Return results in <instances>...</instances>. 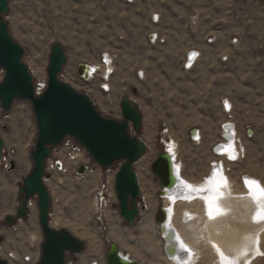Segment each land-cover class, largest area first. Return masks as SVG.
I'll use <instances>...</instances> for the list:
<instances>
[{"label":"rangeland","instance_id":"rangeland-1","mask_svg":"<svg viewBox=\"0 0 264 264\" xmlns=\"http://www.w3.org/2000/svg\"><path fill=\"white\" fill-rule=\"evenodd\" d=\"M5 21L25 50L23 62L38 94L45 91L40 89L48 83L51 51L59 44L68 57L60 80L89 95L104 117L123 121L126 97L141 108L142 129L130 132L147 144L134 168L148 206L143 209L141 202L133 227L120 215L115 192L121 163L104 169L87 152L71 155L64 143L56 149L66 170L45 176L52 197L51 227L86 244L83 253L68 255V262L107 264L114 244L139 264H177L165 254L156 216L166 199L159 197V180L151 170L171 148L181 176L192 185L204 183L214 162L241 192L245 177L264 185V0H9ZM192 51L199 59L188 68L186 54ZM106 57L112 68L99 67ZM80 64L97 68L88 82L78 78ZM4 76L0 69V84ZM227 124L234 127L240 154L234 160L214 152ZM0 133L7 155V162H0V258L9 264H36L44 242L37 199L29 201L27 220L6 224L20 209L19 191L34 166L30 153L38 135L31 103L17 100L11 113L0 105ZM85 161L93 172L79 177L76 167ZM10 162L16 170L9 171ZM107 182L110 197L99 206L96 196ZM195 205L177 203L174 225L196 251L190 264H217L203 222L184 218L201 208ZM221 242L231 250L227 237ZM262 250L249 264H264V233Z\"/></svg>","mask_w":264,"mask_h":264},{"label":"water","instance_id":"water-1","mask_svg":"<svg viewBox=\"0 0 264 264\" xmlns=\"http://www.w3.org/2000/svg\"><path fill=\"white\" fill-rule=\"evenodd\" d=\"M9 12V0H0V69L5 72L0 84V105L11 113L15 101H27L32 105L37 125L35 149L31 151L33 162L31 173L25 177L19 193L23 197L16 217L8 216L6 224L13 227L28 218L29 201L37 199L39 222L44 237L41 257L36 264H67L68 255H79L86 244L67 230L57 231L51 227L52 197L45 183L46 163L52 150L60 147L66 139L77 141L88 153L95 165L109 169L118 163L121 167L115 177V192L119 202V211L129 226L133 227L140 217L139 204L142 202V188L139 175L134 166L147 153V144L131 134L140 133L143 126L141 108L129 97L121 102L123 121L104 117L95 107L89 95L80 93L71 85L62 82L60 75L68 63L64 48L54 45L48 67V83L45 91L38 94L33 76L23 62L25 50L13 40L5 17ZM86 66L80 64L79 77L84 76ZM4 131L8 128L4 127ZM251 131H249L250 133ZM6 143L0 133V162ZM17 165L11 162L10 171ZM151 170L158 178L162 197L166 188L172 186V167L165 154L157 157ZM86 166H80L78 173L84 175ZM158 225L166 221L163 208L156 216ZM4 238L0 236V246ZM124 252L119 253L117 245H111L106 255L107 264H139L137 261H125ZM0 264H9L0 258Z\"/></svg>","mask_w":264,"mask_h":264},{"label":"bare ground","instance_id":"bare-ground-1","mask_svg":"<svg viewBox=\"0 0 264 264\" xmlns=\"http://www.w3.org/2000/svg\"><path fill=\"white\" fill-rule=\"evenodd\" d=\"M84 65L86 66L84 76L89 80L95 74V72H97V68L95 66L86 64ZM187 65H192V63L188 64V57L186 60V66ZM99 67L102 68L101 65ZM109 68H112V66H109L108 69ZM108 71L109 70L104 72V74H106ZM42 87L44 88L45 86ZM224 133L226 134V139H222L221 141H219L216 146L219 145V148L222 151V156H226L227 158H229L226 149L227 145L235 144L236 141H233L235 138V132L225 130L223 131V134ZM234 147L236 150V157H238L240 154L238 152L237 146L234 145ZM173 152L174 150L171 148V150L166 153L172 167V186L170 188L164 189L165 192L161 199H166L165 207L163 208L167 221L165 224H168L169 226V233L174 231L176 234H178L179 240L177 241L174 237L169 235L166 243L165 235H163V239L165 242V254L167 255V258L177 264H190L191 261H194L197 258L195 254L196 251H194L188 244L184 242L176 226L174 225V218L177 213V203L191 202L196 205L199 204L201 208L198 210H196L198 207L195 208V212H193V210V213L190 212L185 214L184 218L189 216L188 221L190 220L203 222V226L208 235L207 237L212 247V251H214V255L218 260L217 264H249V262L255 255L257 256V254H261L263 252L262 236L264 233V221L256 222L252 219L256 211V204L248 195L247 187L244 186L245 190L241 192L231 181V179L226 175L224 167H222L221 173L223 177L226 178L227 184L224 187L222 198L216 203L222 209L223 214L216 216L214 219H210L206 214L205 202L203 200L199 198H184V196L189 195V193L186 191V189L184 188V184L181 183V181H187L181 176V166L176 162L175 153ZM81 157L76 156V158H78L79 160L81 159ZM8 182L12 183L11 180ZM4 191H6V189ZM144 200L147 209L148 205L146 199L144 198ZM159 228L162 233L164 231L162 229V225H159ZM224 236L227 237L229 243L232 246L230 250L231 252L227 250L226 245L224 247V244H222L223 242H221V238L223 240L225 238ZM181 241L188 251H185L184 248L179 247ZM229 243L228 245H230ZM217 249H219V252L217 251ZM119 253L122 255L124 252H121L119 249ZM220 253H223L224 259L221 258ZM228 253H232V255L228 257ZM185 257H187L186 260L184 259ZM124 258L127 263H129L130 261H134L127 253L126 255H124Z\"/></svg>","mask_w":264,"mask_h":264},{"label":"snow or ice","instance_id":"snow-or-ice-1","mask_svg":"<svg viewBox=\"0 0 264 264\" xmlns=\"http://www.w3.org/2000/svg\"><path fill=\"white\" fill-rule=\"evenodd\" d=\"M198 53L193 52L190 54V59L197 56ZM107 62V58H105ZM190 66V65H189ZM225 106L230 107L228 102L225 101ZM227 154L230 159H236V150L234 145H227ZM222 165H217L215 162L212 165L211 172L205 178L202 185L196 186L189 184L187 182L181 181L184 184V188L189 193V195L184 196L185 199H194L199 198L205 202L206 214L210 219H214L218 215H222V209L216 203L223 196V190L227 184V180L223 177L221 173ZM244 184L248 189V195L252 198L253 202L256 204V211L252 219L256 222L264 221V185H262L258 180L250 177L244 178ZM183 195V194H182ZM170 211V210H169ZM162 235H165L166 243L168 236L171 235L175 240H179L178 234L174 231L169 233L168 224L162 225ZM179 247L184 248L185 251H188L187 248L183 245L182 241L179 244ZM219 252V249H217ZM221 258L224 259L223 253H220ZM175 258V257H172ZM185 260L187 257L184 258Z\"/></svg>","mask_w":264,"mask_h":264},{"label":"built area","instance_id":"built-area-1","mask_svg":"<svg viewBox=\"0 0 264 264\" xmlns=\"http://www.w3.org/2000/svg\"><path fill=\"white\" fill-rule=\"evenodd\" d=\"M134 1L135 0H129L130 3L134 2ZM140 1H142V0H140ZM155 38H156L155 34L150 35L151 41L155 40ZM193 52H196V51H192V52H190L188 54V64L192 63V65H190V66L187 65L188 68H192L195 65V63L197 62V60L199 59V53H198L197 56L192 57L190 59V54L193 53ZM106 58H107V62H105V58H104L103 62L101 64V66L103 68H104V66H106V67L111 66L110 64L112 62V59H110L109 57H106ZM98 71H99V69H98ZM78 78L83 80L84 82H88L90 80V79L89 80L86 79L85 76H82V77L78 76ZM46 87L47 86H45L44 88L42 87L40 90L44 91L46 89ZM37 90L39 92V89H37ZM225 130H230V131L234 132V127L231 124H227V125L224 126V131ZM235 138H236V135H235ZM222 139H226V134L225 133L222 134ZM64 144L66 146V151L69 152V154H71V155L79 154V153H82V152H86V150L77 141H75L72 138L66 139ZM56 149L57 148H54L52 150L51 158L46 163V172L47 171L60 172V171H65L66 170V164L64 162V159L60 156V154H56ZM214 152H215L216 155H218L220 157L222 156V151L220 150L219 145L214 147ZM2 161L7 162V155H6L5 152H4ZM8 164H9V162H8ZM80 166H86V168H87V171H86V173L84 175L78 173V169L80 168ZM10 167H11V162H10ZM10 167L8 168V166H7L9 171H10ZM92 172H93L92 165H91L90 162H87V161L81 163L80 165H78L76 167V173H77V175L79 177H83L86 174H89V173H92ZM107 184H108L107 186L102 185V187L98 190L96 199H97V203H98L99 206H101V205L103 206L104 204L108 203V200H109V197H110L109 182H107ZM141 198H142V202L145 201L143 197H141ZM139 206L141 207L142 204L140 203ZM143 209H146V206H144ZM67 264H72V263L67 261ZM90 264H100V263L95 260V261H92Z\"/></svg>","mask_w":264,"mask_h":264},{"label":"crops","instance_id":"crops-1","mask_svg":"<svg viewBox=\"0 0 264 264\" xmlns=\"http://www.w3.org/2000/svg\"><path fill=\"white\" fill-rule=\"evenodd\" d=\"M187 55H188V53L186 54V60H187Z\"/></svg>","mask_w":264,"mask_h":264}]
</instances>
